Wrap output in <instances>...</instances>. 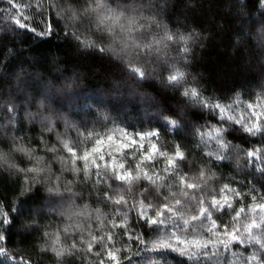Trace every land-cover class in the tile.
I'll return each mask as SVG.
<instances>
[{
	"label": "trees",
	"instance_id": "obj_1",
	"mask_svg": "<svg viewBox=\"0 0 264 264\" xmlns=\"http://www.w3.org/2000/svg\"><path fill=\"white\" fill-rule=\"evenodd\" d=\"M107 3L136 10L129 12L136 16L132 27L145 28L134 35L160 39L167 30L176 39L146 53L122 50L126 33L98 30L90 0H0V264H165L162 251L166 264H264V249L243 231L264 216L256 207L264 204V0ZM180 36L190 38L187 56ZM133 67L144 71L142 79ZM177 68L186 76L183 87L168 83ZM185 87L196 88L208 106L184 96ZM98 138L99 177L91 165L85 173L84 161L73 164L64 148L68 143L82 155ZM152 144L169 157L179 148V175L202 191L184 197L179 175L164 172L163 157L141 163ZM121 162L133 170L140 164L141 178L123 184L103 166L119 170ZM225 185L234 190L227 193L232 208L211 209ZM118 196L127 203L115 204ZM177 199L185 218L199 213L203 199L211 220L194 221L187 231L180 219L169 220L156 230L140 215L151 217ZM62 206L67 215L56 211ZM212 220L218 233L241 228L239 238L206 232ZM173 231L191 242L227 240L228 247L196 259L157 249ZM109 234L111 241L99 240ZM109 249L118 250L117 261L108 259Z\"/></svg>",
	"mask_w": 264,
	"mask_h": 264
},
{
	"label": "snow or ice",
	"instance_id": "obj_2",
	"mask_svg": "<svg viewBox=\"0 0 264 264\" xmlns=\"http://www.w3.org/2000/svg\"><path fill=\"white\" fill-rule=\"evenodd\" d=\"M9 3H12V0H9ZM13 7H16L15 4H13ZM89 11H91L94 14V17L96 19V26L98 30L107 32L108 34H113L119 31L120 33H126V35L120 36V39L122 41V50H139L140 53H146L154 50L155 46L162 44L164 41H173L176 39L174 34L169 33L167 30H165V34L160 39H149L150 34L145 33L140 36L134 35L135 32H138L140 29L145 28V25L140 24L137 25L135 28L132 27V25L136 24V16L135 15H129V12H135V9H116L112 8L108 3L107 0H90L89 5ZM16 23L20 27H25V24L21 23L20 20H17ZM179 40L183 41L185 44V47L182 48V52L187 56L189 52V48L187 47V42L190 39L189 37L180 36L178 37ZM146 41V42H145ZM89 46H95L93 44H89L88 42H85V47ZM100 51H104L103 48L99 49ZM132 71L138 75L141 79L144 77L145 73L140 68L133 67ZM168 83L174 87H183L186 83V76L185 73L180 69H174L168 76ZM183 95L186 97L193 98L195 100H198L202 103L203 106L207 107L208 104L206 102H203L200 100V93L196 90V88H189L185 87ZM216 108H219V105L215 106ZM248 131H252V128H248ZM259 130V129H257ZM122 131V130H121ZM127 136V134H124ZM140 135V134H137ZM147 136H153L155 133H149L146 134ZM144 137L142 136L141 139ZM108 141L113 140L112 135H108L106 137ZM104 143V138H98L95 142V144L91 147V149L84 151L82 155H77L76 151L69 146L68 143L64 144V148L71 154L72 156V162L75 164L77 160L84 161V171L87 173L89 171V166L95 167L97 169V176L99 177V169L101 168V164L97 161H104V154L101 152V148L99 147ZM131 144L135 145L136 140H131ZM124 147H129V145L125 144ZM141 148H143V144L140 145ZM222 147H226V145H222ZM119 151V149H117ZM93 154H98L95 156V158L90 159V157H93ZM109 156H112V153H108ZM163 157L166 160V167L164 168L165 173H169L173 175V177L179 175L176 167V161L182 160L183 153L177 148V151L175 154L171 157L167 156L166 153L159 152L158 149H156V145L152 144L151 147L142 155L141 163L147 162V163H153L156 156ZM249 156H252L253 153L249 152ZM112 159L115 160V157L112 156ZM104 168L106 170H110L115 178V180L120 181L123 184L131 185L135 181L139 180L141 178V172H140V164L136 165V169H126L124 166V163L121 162L118 165L119 170H117L116 166L109 165L105 163ZM36 169H30V171H35ZM76 171H80V169H76ZM145 178L151 180V176H148L147 173H144ZM200 177H204V172L201 170ZM158 179H162V177H157ZM190 178L179 175L178 184L181 187V193L184 197L188 198L190 195V190H196V191H202L200 188V185L188 182ZM155 183V181H152ZM224 195H222L219 199L213 198L210 202L209 207L211 209H219L222 210L223 208H232L231 202L228 200L227 193L230 191H234L232 189H229L227 185L224 186V188L221 190ZM175 194H173L174 196ZM237 196H239V193H236ZM255 199V197L253 198ZM221 201H224V203H221ZM113 202L117 205L120 204H126L127 201L124 199L123 196H118V198L114 199ZM200 205L202 206L200 208V211L196 215H192L189 218H185L181 214V207L182 201L177 199L175 200L174 205H170L168 203L163 204L162 207L159 209H154V215L149 217L146 215V211L142 210L140 215L142 218L145 219L146 223L149 225H155L156 230H159L161 227H168V221L169 220H175L180 219L182 223L178 225V227L183 230L187 231L188 227L192 225V222L201 220L202 218L204 220H211V211L209 208L203 207L205 201L203 199L199 200ZM148 208H152V205H148ZM258 209V212H264V204H259L256 206ZM141 208H144L143 202H141ZM245 210L241 208L239 211L236 212V218H239L241 213H243ZM260 223L256 221L254 218L246 227L243 228V231L247 232L249 234V239L254 244H259L261 246V249H264V228H262V224H264V216L260 217ZM218 226L216 225L215 221L212 220L211 227L207 228L205 231L211 233L213 236L218 235H224V236H230L232 240H237L238 233L241 231V228H234L231 233H229L227 226L223 230V232L218 233L217 232ZM253 229H260L261 234L260 236H256L252 233ZM3 237L0 236V240H2ZM107 239L111 241L112 236L111 234L107 235L106 237H100L99 240ZM94 241L99 242L97 237H93ZM175 243V246H173V241ZM223 246L225 249L228 247V241L223 239L218 240H208L207 242H200L199 240L195 242L188 241L186 238H182L181 236L177 235L175 231L172 232V235L169 236L167 239H161L157 244V249H167L170 252L179 253L181 256H187L189 259H196L197 257H204L207 256L209 253H211L212 256H215L217 253L216 251H212L213 247H215L217 250H219V247ZM74 247V245H73ZM92 245L89 244V251H91ZM195 249V250H193ZM207 250V251H205ZM3 249L0 248V253H3ZM117 251L118 250H112L109 249L107 251L108 259L111 261H117ZM63 250H58L57 255H63ZM167 252H161L160 256L165 260V264L167 262ZM252 260L257 259L255 255L251 257ZM103 264V262H101Z\"/></svg>",
	"mask_w": 264,
	"mask_h": 264
},
{
	"label": "rangeland",
	"instance_id": "obj_3",
	"mask_svg": "<svg viewBox=\"0 0 264 264\" xmlns=\"http://www.w3.org/2000/svg\"><path fill=\"white\" fill-rule=\"evenodd\" d=\"M56 211L58 212L59 215L62 216V215H67V213H69L70 210H69V207L66 209L65 206L64 207L62 206L60 209ZM70 215H72V213Z\"/></svg>",
	"mask_w": 264,
	"mask_h": 264
}]
</instances>
